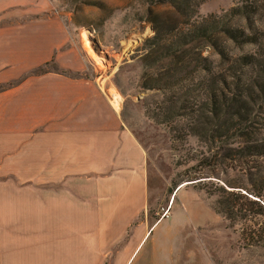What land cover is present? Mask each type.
Instances as JSON below:
<instances>
[{
    "label": "crops",
    "instance_id": "crops-1",
    "mask_svg": "<svg viewBox=\"0 0 264 264\" xmlns=\"http://www.w3.org/2000/svg\"><path fill=\"white\" fill-rule=\"evenodd\" d=\"M49 1L0 0V264H215L196 216L158 231L147 149Z\"/></svg>",
    "mask_w": 264,
    "mask_h": 264
},
{
    "label": "rangeland",
    "instance_id": "rangeland-1",
    "mask_svg": "<svg viewBox=\"0 0 264 264\" xmlns=\"http://www.w3.org/2000/svg\"><path fill=\"white\" fill-rule=\"evenodd\" d=\"M50 1L53 11L59 12L67 23L69 35L86 62L88 75L97 79L147 149L148 211L160 215L172 211L158 231H164L173 245L184 230L183 220L177 216L189 213L201 220L198 225L201 245L210 261L264 264V237L258 238L264 234V157L233 160L227 157L229 149L241 140L232 139L216 154L210 141L192 132V125L207 100L203 87L221 75L230 84H234L236 77L240 80L253 77L250 66L237 62L239 57L252 55L264 62L260 52L264 49V0H200L195 21L221 15L234 7H245L248 13L235 14L230 24L241 28L248 39L235 41L220 33L216 38L225 49L224 56L208 40L201 39L178 56L149 69L143 68V54L139 51L145 39L154 34L148 19V0ZM153 9L173 11L170 4L154 5ZM180 20L181 27H185L182 17ZM199 54L208 61H203ZM205 63L207 68L203 66ZM52 67L51 64L41 68ZM158 80L174 84L162 89L144 87ZM258 136H264V130ZM200 180L203 181L195 183ZM220 185L243 193V203L253 214L232 224L218 213L215 209L218 195L209 190L215 192ZM184 228L189 231L187 238L197 235L188 225ZM150 244L151 241L147 242L133 264H139Z\"/></svg>",
    "mask_w": 264,
    "mask_h": 264
},
{
    "label": "trees",
    "instance_id": "trees-1",
    "mask_svg": "<svg viewBox=\"0 0 264 264\" xmlns=\"http://www.w3.org/2000/svg\"><path fill=\"white\" fill-rule=\"evenodd\" d=\"M158 4H170L173 11H155L153 6ZM199 4L200 0H148V19L152 22L154 34L146 38L139 49L143 54L144 69L155 67L169 57L178 56L186 47L201 39L208 40L224 56L225 49L216 38L220 33L235 41L248 39L241 28L230 24V18L235 14L248 13L245 7H234L221 15H211L195 21ZM180 17L186 25L183 28ZM260 52L264 57L263 48ZM199 55L203 61H208L206 57ZM237 62L250 66L253 77L247 76L243 80L236 77L234 84H230L226 76L221 75L212 80L208 87H203L207 100L192 125V132L210 141L215 146L212 149L217 151L216 154L232 139L241 140L237 146L229 149L227 157L233 160L264 157V136L256 138L264 130V62L252 55L239 57ZM203 66L208 67L206 63ZM43 70L40 67L36 71ZM172 84L174 81L158 80L156 83H147L144 87L162 89ZM229 186L233 187L232 184ZM216 187L215 192L209 190L211 194L218 195L215 209L232 224L245 221L253 214L243 203L245 195L239 190H230L223 185ZM263 237L264 234L258 236L261 239Z\"/></svg>",
    "mask_w": 264,
    "mask_h": 264
},
{
    "label": "built area",
    "instance_id": "built-area-1",
    "mask_svg": "<svg viewBox=\"0 0 264 264\" xmlns=\"http://www.w3.org/2000/svg\"><path fill=\"white\" fill-rule=\"evenodd\" d=\"M167 210H168V209H167ZM165 213H166V211H165ZM165 213H164L162 216H165V215H166Z\"/></svg>",
    "mask_w": 264,
    "mask_h": 264
},
{
    "label": "bare ground",
    "instance_id": "bare-ground-1",
    "mask_svg": "<svg viewBox=\"0 0 264 264\" xmlns=\"http://www.w3.org/2000/svg\"><path fill=\"white\" fill-rule=\"evenodd\" d=\"M185 185V184H184ZM184 185H182L180 188H182Z\"/></svg>",
    "mask_w": 264,
    "mask_h": 264
}]
</instances>
